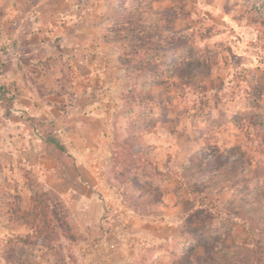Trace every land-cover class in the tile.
<instances>
[{
    "label": "rangeland",
    "instance_id": "1",
    "mask_svg": "<svg viewBox=\"0 0 264 264\" xmlns=\"http://www.w3.org/2000/svg\"><path fill=\"white\" fill-rule=\"evenodd\" d=\"M118 1L143 9L141 42L114 0H0V264H204L211 236L253 245L223 207L264 197V0ZM227 149L248 168L201 202L188 185Z\"/></svg>",
    "mask_w": 264,
    "mask_h": 264
},
{
    "label": "trees",
    "instance_id": "2",
    "mask_svg": "<svg viewBox=\"0 0 264 264\" xmlns=\"http://www.w3.org/2000/svg\"><path fill=\"white\" fill-rule=\"evenodd\" d=\"M142 10L143 9L139 5H132L128 8L124 7L121 1L114 0L113 2L112 14L115 24H125L124 22L126 19H128V22H136V24H138V26L136 25L134 28L132 27L130 34L126 36V39L130 41L141 42L148 37L145 34H140L142 25H140L137 17L141 15ZM120 30H123V28ZM120 38L123 39L122 35ZM140 47H143V45H140ZM46 142L54 145L63 153L69 151L67 144L57 133L50 134L47 137ZM227 152L229 153H227L224 162L220 165L222 169H206V171L209 172V175L206 178L201 177L199 179L201 182L200 189L192 184L188 185V191L191 194H195L201 202L207 200L209 193L215 190L214 187H216V185L219 186L218 194L223 193L230 187L239 186V176L245 172L246 168H248L246 162L247 159L244 154L237 155L234 149H227ZM219 158L218 151L211 153V156L204 154L203 158L187 165L184 164L181 169L185 172H189L190 175H195V170H199L200 168L203 170L206 164L211 163L214 160L217 161ZM248 191H251L250 187H248ZM253 192L258 196L256 200L257 205H255V207H250L253 202H249L244 198L241 199L239 205L231 202L230 204H225L223 207L224 210L228 211L227 214L233 212L240 218H243L242 216H247L248 219L244 217L243 222L247 225L253 237L254 242L252 247L238 246L236 249H232L231 247L222 245L219 248H216L210 245L216 242L214 236H211L208 240L200 243V245L210 249L207 258H205L204 264H264V197H260L261 195L257 194L254 190ZM227 218L228 217H223L225 221L228 220ZM250 249L253 254L248 255L246 253H241L242 250L248 251Z\"/></svg>",
    "mask_w": 264,
    "mask_h": 264
},
{
    "label": "crops",
    "instance_id": "3",
    "mask_svg": "<svg viewBox=\"0 0 264 264\" xmlns=\"http://www.w3.org/2000/svg\"><path fill=\"white\" fill-rule=\"evenodd\" d=\"M90 45H91V47H92V45H93V41H92V43L90 42L89 43ZM90 51H92V48H90L89 49ZM86 51V54H88L87 53V49L85 50ZM73 55V53L71 54V55H68V57L67 58H69V56H72ZM89 54H88V56L87 55H84V58H83V60H81V62H83V63H86V66L88 67V68H90V70H91V64H90V59H89ZM78 68V67H77ZM80 206H86V204H88V202H90V203H93V204H95V206H97V209H98V213H99V215L101 214V211H102V209H103V205L101 204V205H99V203H98V201L97 200H95L94 198H92V197H86V196H80V197H78V200L76 201ZM161 225H162V223H155L154 224V227L155 228H157V227H161ZM141 236H146V234L142 231L141 233ZM149 235H150V238H161L160 237V235H159V232L158 231H156L155 229H154V231L152 232V233H149ZM167 238H171V235H169V236H167L166 237V239Z\"/></svg>",
    "mask_w": 264,
    "mask_h": 264
}]
</instances>
